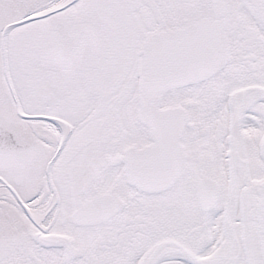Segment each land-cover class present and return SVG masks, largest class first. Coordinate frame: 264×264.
Returning <instances> with one entry per match:
<instances>
[{
    "label": "snow or ice",
    "instance_id": "obj_1",
    "mask_svg": "<svg viewBox=\"0 0 264 264\" xmlns=\"http://www.w3.org/2000/svg\"><path fill=\"white\" fill-rule=\"evenodd\" d=\"M0 264H264V0H0Z\"/></svg>",
    "mask_w": 264,
    "mask_h": 264
}]
</instances>
